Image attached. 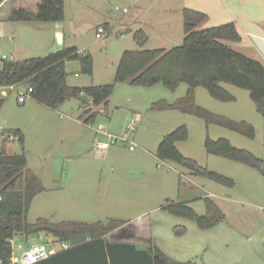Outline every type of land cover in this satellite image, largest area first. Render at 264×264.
I'll list each match as a JSON object with an SVG mask.
<instances>
[{
    "label": "rangeland",
    "instance_id": "1",
    "mask_svg": "<svg viewBox=\"0 0 264 264\" xmlns=\"http://www.w3.org/2000/svg\"><path fill=\"white\" fill-rule=\"evenodd\" d=\"M152 1L65 0V18L57 22L62 38L55 50L75 46L81 54H91L94 59L92 75L80 71L79 60H71L66 66L69 83L89 86L113 82L125 50L170 48L182 43L185 31L181 15L157 12L166 4ZM151 2L153 7H149ZM152 18L156 21L154 28L149 25L140 28L148 34L142 47L134 34L123 30H128L124 26L129 21ZM134 23L139 29L140 24ZM14 24L18 26L17 34L12 31ZM54 24L1 20L0 58L12 53H16L17 60L44 55L53 39L52 35H46L53 32L48 25L54 30ZM99 26H107L109 35L97 38ZM253 55L257 57L256 53ZM224 86L236 97L235 101H219L199 87L197 104L233 120L251 123L256 129L254 139L217 124L207 127L203 119L179 110L151 108L154 102L173 103L185 96L188 85L184 83L171 90L163 83L136 86L117 82L104 108L88 100L86 109L98 115L83 124L77 122L83 121L80 116L84 111L78 99L63 102L57 111L32 98L21 104L18 93L8 91L0 110V125L27 132L24 152L28 165L48 187L47 192L35 199L29 222L35 223L39 218L55 223H107L113 218L122 219L129 221L130 231L133 230L130 223L134 224L136 234L141 237L138 242H144L148 248L156 245L176 262L264 264V174L253 166L209 154L205 148L207 136L213 140L226 138L234 146L264 159V115L257 110L249 91L230 84ZM27 87L23 83L18 90L25 91ZM138 114L141 120L134 130L129 129L128 122ZM183 124L187 125L189 136L177 143L178 149L202 167L233 179L234 186L220 184L184 164L158 157L163 136ZM110 133L129 141L118 140L105 151L94 148L96 139L111 142ZM130 145L135 148L130 149ZM5 150L23 151L17 142L6 145ZM184 201L197 214L222 217V221L201 228L194 219L162 208ZM41 235L42 241L61 247L53 236ZM39 239L31 237L25 245L40 242ZM15 240L14 252L20 256L24 247L20 248Z\"/></svg>",
    "mask_w": 264,
    "mask_h": 264
},
{
    "label": "trees",
    "instance_id": "2",
    "mask_svg": "<svg viewBox=\"0 0 264 264\" xmlns=\"http://www.w3.org/2000/svg\"><path fill=\"white\" fill-rule=\"evenodd\" d=\"M184 31L182 43L170 48H137L125 50L116 68L113 82L71 86L67 83L65 62L79 60L81 72L92 75L94 59L91 54L79 52L75 46H66L44 55L16 61H4L0 69V85L17 82L33 87L32 98L51 109H57L63 102L75 98L84 106L80 116L89 123L98 115L86 109L91 100L95 106H107L115 83L122 82L136 86H152L163 83L176 90L181 84L188 85L187 94L173 103L166 100L154 102L153 110H179L203 119L209 127L217 124L238 132L250 139L256 137L255 127L245 121H236L214 113L197 104L195 89L205 88L212 97L222 102L235 101L236 97L222 84H230L249 91L257 110L264 115V63L221 42L223 39L241 41V34L234 22L208 28H200L207 20V14L184 8ZM65 18V0H4L0 3V21L22 23L57 22ZM107 27V26H106ZM139 46H144L148 35L143 29L134 31ZM5 102L0 98V110ZM21 134L22 132L18 130ZM189 129L183 124L163 136L157 149L161 160L184 164L196 173L228 186H234L233 179L202 167L197 161L187 158L178 149L177 142L188 139ZM21 153L0 148V258L9 261L13 256V241L18 236L29 238L45 233L60 243H67L72 251L100 249L104 251L106 264H183L169 259L156 245L139 249L129 242H108L106 237L114 233H126L135 239L136 230H128L129 221L110 219L107 223L62 221L51 222L39 218L35 223L28 220L35 196L46 190L42 179L32 171L24 152L22 134ZM209 154L222 156L259 169L264 174V159L247 149L234 146L229 139L205 140ZM212 207V206H211ZM163 209L175 215L190 217L201 228H209L222 221V217L199 215L187 201L163 205ZM58 251L48 259L36 264H56L58 257L66 255ZM108 258H110L108 260Z\"/></svg>",
    "mask_w": 264,
    "mask_h": 264
},
{
    "label": "crops",
    "instance_id": "3",
    "mask_svg": "<svg viewBox=\"0 0 264 264\" xmlns=\"http://www.w3.org/2000/svg\"><path fill=\"white\" fill-rule=\"evenodd\" d=\"M152 2H154V1H152ZM152 2L150 3L149 7H153ZM159 3L161 5H163V4H166V5L163 8V10H158L157 12H160V13L161 12H163V13H168V12L177 13V14L181 15L182 19H183L182 11L184 8H190V9L198 10V11H201V12L207 14V20L200 26V28H208V27H212V26L221 25V24H224L227 22H234L237 26L239 33L241 34V41H231V40L223 39V40H221V42L233 47L234 49H236V50H238V51H240V52H242V53H244V54H246L252 58L259 59L264 63V0H159ZM158 7H160V6H158ZM160 13H157V14H160ZM134 21H136L140 24V25H138L139 29L141 28V26H144V25H146V26L149 25L152 28H154L156 25V21L153 20V18L149 19L147 21L135 19L131 23L129 21L127 24L128 26H124V27L128 28V30L123 29L124 32L134 34L133 30H138V28H136V23H134ZM57 22H59V21H57ZM57 22H54L55 23L54 24V27H55L54 30H53V28H51L52 26L48 25V28L53 32L50 34H46V35H47V37H48V35H52L53 39L51 41H49L50 45L46 49V51H45L46 53L56 51L55 46L59 44V42L62 38V31L59 28H57L58 27ZM183 24H184V19H183ZM33 25H36V24H33ZM11 27H12V31L15 34H17L18 26H16L14 24V26H11ZM38 27L41 28L42 26H38ZM124 32L122 33V35L124 34ZM57 50H60V49H57ZM18 52L20 53L21 51H18ZM253 53H256L257 57L255 55H253ZM12 54H16V53H12ZM69 62H71V60H68L65 62V69H66V66ZM80 71H81V65H80ZM67 73H68L67 83L71 86H74V85L69 83V78H70L69 75L70 74L68 71H67ZM115 73H116V71H115ZM225 84L226 83H223L222 85L224 86ZM198 88L199 87H197L195 89L196 98H197ZM32 100L35 101L36 103H38L33 98H32ZM45 107H47V106H45ZM102 107L104 108V106H102ZM53 110H57V109H53ZM57 111H59V110H57ZM77 122L81 123V124L85 123L82 120H78ZM16 130H20L22 132V134L24 136V147H26V145L28 143L27 132L24 131L22 128H17ZM47 191H48V187H46L45 192H47ZM41 194H44V192H42V193H40L34 197L32 204H31V208H32V205L34 204L35 199L37 197H39ZM31 208H30V210H31ZM35 236L39 237L40 238L39 240L42 239V235L41 236L40 235H32L29 238H26L25 236H18L16 238V240H17V243L19 244V247L20 248L24 247L23 251H25L30 245L33 244V243H31L29 245H25L26 241L28 239H30L31 237H35ZM136 236L137 237L135 239H133L132 237L129 236V234H126V233H119V234L114 233V234L108 235L106 237V240L108 242H114V241L129 242V243L135 244L139 249H148V246L144 242H138V240L141 237L137 234H136ZM13 245H14V243H13ZM68 246L67 247H62V246L57 247V252L58 251H66V250L68 252H66L65 256L58 257L56 259V264H106L103 250H100V249H82V250L72 251ZM13 255L18 256L17 254H15V252H13ZM109 259L110 258H108V260Z\"/></svg>",
    "mask_w": 264,
    "mask_h": 264
},
{
    "label": "built area",
    "instance_id": "4",
    "mask_svg": "<svg viewBox=\"0 0 264 264\" xmlns=\"http://www.w3.org/2000/svg\"><path fill=\"white\" fill-rule=\"evenodd\" d=\"M110 29L106 26H99L97 29L96 36L101 39L108 36ZM16 54L3 55L0 58V62L4 61H16ZM24 82H17L10 85H0V98H6L9 94L8 91H15L18 93V102L24 104L29 98H32L33 87L29 86L25 91L18 90V86ZM141 120V116L138 115L136 119H132L128 122L127 127L131 130L136 128L137 122ZM112 138L111 142H104L95 140L94 148L99 151L108 150L113 143H117L118 140L123 142L129 141L128 138L119 136L117 134H109ZM22 134L16 129L6 128L0 125V148L5 149L6 145L12 144L14 142L21 143ZM133 143L132 141H130ZM134 145H130V149H134ZM1 199V195H0ZM62 247H67V243H61ZM57 252V246L52 243L41 241L33 243L25 251L22 252L20 256L13 255L11 259L7 262L0 258V264H36L42 260L48 259Z\"/></svg>",
    "mask_w": 264,
    "mask_h": 264
}]
</instances>
